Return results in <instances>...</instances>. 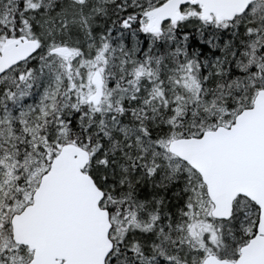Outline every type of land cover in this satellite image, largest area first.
Returning <instances> with one entry per match:
<instances>
[{"label": "snow or ice", "instance_id": "obj_1", "mask_svg": "<svg viewBox=\"0 0 264 264\" xmlns=\"http://www.w3.org/2000/svg\"><path fill=\"white\" fill-rule=\"evenodd\" d=\"M0 264H264V0H0Z\"/></svg>", "mask_w": 264, "mask_h": 264}]
</instances>
